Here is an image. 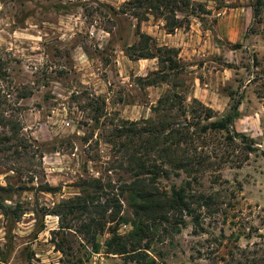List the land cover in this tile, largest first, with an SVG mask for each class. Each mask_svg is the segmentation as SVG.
Instances as JSON below:
<instances>
[{
  "label": "rangeland",
  "instance_id": "1",
  "mask_svg": "<svg viewBox=\"0 0 264 264\" xmlns=\"http://www.w3.org/2000/svg\"><path fill=\"white\" fill-rule=\"evenodd\" d=\"M126 1L0 0V115L16 121L43 156L6 161L10 152L0 154V187L26 188L0 193L7 209L21 207L17 218L0 209V264H136L108 251V232L97 238L94 253L78 231L82 222L62 205L99 182L102 200L122 205V221L108 227L122 237L133 231L134 198L119 189L133 173L115 164L108 141L126 122L154 119L153 107L172 92L186 105L196 100L211 108L215 121L239 101L232 129L252 140L255 152L239 169L225 165L219 185L207 175L205 189L220 197L211 214L204 211L201 230L188 217L178 232L152 226V243L142 248L148 245L155 264H264V78L257 82L264 71V10L255 18V0H192L209 14L190 18L189 30L173 35L150 17L140 31L158 47L174 49L184 72L177 82L172 76L169 85L149 89L136 79L157 71V60L128 63L123 52L139 40L137 22L105 7ZM177 83L185 87L173 88ZM9 134L0 126V139ZM17 168L23 175L11 171ZM181 178L161 186H178Z\"/></svg>",
  "mask_w": 264,
  "mask_h": 264
},
{
  "label": "trees",
  "instance_id": "2",
  "mask_svg": "<svg viewBox=\"0 0 264 264\" xmlns=\"http://www.w3.org/2000/svg\"><path fill=\"white\" fill-rule=\"evenodd\" d=\"M105 7L114 17H129L137 22L139 40L123 50L127 59L132 62H158L157 71L136 79L140 88L169 85L172 76L177 82L184 72L177 52L167 47H158L152 37L140 31L141 24L148 22L150 17L161 20L166 34L173 35L177 30H189L190 18L209 14L204 5L192 0H128L118 9ZM251 8L255 18L260 16L264 10V0H255ZM263 78L264 71L257 82ZM178 84H174L173 88L185 87V84ZM1 99L0 92V105ZM239 105V101L234 102L231 114L215 121L211 108L196 100L186 105L184 97L172 92L159 98L152 109L154 119L140 123L126 122L113 131L112 141H108V144L113 149L115 164L120 162L127 165L133 173L132 181L119 187L121 194L128 193L134 198L130 204L133 231L122 237L117 230L108 227L118 220L122 221V205L115 198L103 201L99 194L103 192V185L99 182L87 184L80 196L62 205L67 214L74 215L77 221L82 222L78 231L90 242L94 253L99 249L97 238L108 232L111 238L107 248L113 255L128 256L136 264H155L146 253L148 245L142 248L143 242L152 243L149 235L152 226L155 232L158 226L164 224L167 226L165 232H178L179 225L185 226L183 218L188 217L195 228L201 230L199 221L204 211L205 214H211L220 197L218 192L209 193L205 189L207 175L211 177L208 183L219 185L221 181L218 173L225 165L235 164L239 169L255 152L253 141L232 129ZM0 126L10 128L9 136L0 139V154L10 152V156L3 160L43 158L40 148L20 135L21 130L16 121L0 115ZM11 171L17 176L24 173L21 168ZM25 172L31 176L29 183H32L33 171L26 169ZM173 177H182L178 186L174 183L166 188L161 186V182H171ZM89 187L98 193L88 194L86 190ZM17 191H26V188L22 186L13 190L10 185L0 187V193L4 195ZM135 200L139 203H135ZM0 209L4 215L11 214L17 218L21 207L17 205L15 209L9 210L0 202ZM146 258L148 261H144Z\"/></svg>",
  "mask_w": 264,
  "mask_h": 264
},
{
  "label": "crops",
  "instance_id": "3",
  "mask_svg": "<svg viewBox=\"0 0 264 264\" xmlns=\"http://www.w3.org/2000/svg\"><path fill=\"white\" fill-rule=\"evenodd\" d=\"M123 58L125 59V57H123ZM141 61H142V60H141ZM127 62H128V63H131V61H128V60H127ZM149 89H150V88H149Z\"/></svg>",
  "mask_w": 264,
  "mask_h": 264
}]
</instances>
